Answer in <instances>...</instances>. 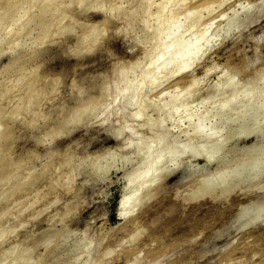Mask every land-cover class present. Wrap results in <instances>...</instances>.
Instances as JSON below:
<instances>
[{"label": "rangeland", "instance_id": "obj_1", "mask_svg": "<svg viewBox=\"0 0 264 264\" xmlns=\"http://www.w3.org/2000/svg\"><path fill=\"white\" fill-rule=\"evenodd\" d=\"M199 1L2 0L0 264H264V0Z\"/></svg>", "mask_w": 264, "mask_h": 264}, {"label": "bare ground", "instance_id": "obj_2", "mask_svg": "<svg viewBox=\"0 0 264 264\" xmlns=\"http://www.w3.org/2000/svg\"><path fill=\"white\" fill-rule=\"evenodd\" d=\"M3 1L6 2V0H3ZM9 1H14V2H16L17 4H18V2H19V0H7L6 5H7V4L9 5V10H8V8H6V7H8V5H7V6H2V7L4 8V10L7 9V12L13 10V8H15V6L17 5V4L15 5V3H13V2H12V3H8ZM17 1H18V2H17ZM80 1H81V0H80ZM82 1L85 2V0H82ZM96 1H97V0H96ZM177 1H179V3L177 2V3H178L177 5H179L180 7H181V5H182V7H183V5L185 4V2H186V1L188 2L189 0H177ZM201 1H203V0H200V1L198 2V4H203V2L205 3V0H204L203 2H201ZM206 1H207V0H206ZM1 2H2V0L0 1V3H1ZM171 2H172V1H171ZM187 2H186V3H187ZM82 3H83V2H82ZM0 5H3V3H1ZM185 5H186V4H185ZM177 7H178V6H177ZM184 7H185V6H184ZM169 8H170V7H169ZM169 8H168V9H169ZM1 10H2V9H1ZM148 10H150V7H149ZM162 11H163V10H162ZM165 12H166V10H164V13H165ZM1 13H2V12H1ZM164 13H163V14H164ZM6 14H8V13H6ZM6 14H5V11H4V14H2L1 17H3V18L7 17ZM10 14H11V13H10ZM125 14H126V13H125ZM166 15H167V12H166ZM168 15H169V12H168ZM221 15H223V13H222ZM159 16H160V15H159ZM218 16H219V15H218ZM224 16H225V15H224ZM1 17H0V18H1ZM163 17H166V16L164 15ZM6 19H7V18H6ZM1 20H2V18L0 19V21H1ZM162 20H164V19L161 18V19L159 20L160 22H159L158 25H160V23L162 22ZM2 21H3V20H2ZM4 21H6V20H4ZM103 32H104V31H103ZM92 33H93V32H92ZM92 33H90L89 36H91ZM92 35H93V34H92ZM85 38H86V36H85ZM157 38H158V37H157ZM83 41H84V40H83ZM159 46H160V45H159ZM159 46H158V47H159ZM145 49H146V48H145ZM156 50H157V49H156ZM151 51H152V50H151ZM169 59H172V58H169ZM168 62H171V61H170V60H166V62H164V63H165L164 65L166 66V64H167ZM169 64H170V63H169ZM122 70H123V69H122ZM173 76H174V75H173ZM173 76H172V77H173ZM143 78H144V77H143ZM186 78H187V77H186ZM188 78H189V77H188ZM182 80H183V79H182ZM191 80H192V79H191ZM53 81H54V80H53ZM74 81H75V80H74ZM141 81H143V80H142V79H140V80L136 79V81H131V83H132L134 86H136L138 89H141V87H140V86L142 85V84H141V83H142ZM183 81H184V80H183ZM183 81H181V82H183ZM188 81H189V80H188ZM143 82H144V81H143ZM178 82H180V80H179ZM181 82H180V83H181ZM186 83H187V82H186ZM191 83H192V82H191ZM140 84H141V85H140ZM42 87H43V86H42ZM152 89H154V88H152ZM139 91H141V90H139ZM139 91H138V93L136 94V95H138V97H137L136 99L139 98V95H140V92H139ZM33 100H34V99H33ZM39 100H40V99H39ZM30 102H31V100H30ZM228 102H229V101H228ZM235 102H236V101H235ZM37 103H38V102H37ZM145 104H146V105H143V106H142L143 108H144L145 106L148 105L147 103H145ZM227 104H228V103H227ZM241 106H243V105H241ZM142 107H141V108H142ZM237 107H238V106H237ZM169 112H171V111H168V112H167V110L165 111V109H162V108H161L160 110H158V112H157V113H158L157 117H156V118L154 117V121H153V122H154V125H159V124H161V123H164V122H165V121H164V116H165V118H166V116H170V113H169ZM118 113H119V112H118ZM224 114H225V113H224ZM226 114H227V113H226ZM226 114H225V115H226ZM237 115H238V114H237ZM232 116H233V115H232ZM146 117H147V116H146ZM148 118H149V116H148ZM148 118H147L145 121H143V125H145V126L148 125V121H149ZM151 118H152V117H151ZM151 121H152V119H151ZM149 123H150V122H149ZM141 124H142V123H141ZM143 125H142V126H143ZM145 126H143V127H145ZM201 126H203V125H201ZM201 126H196L195 129H196V130H199L200 128L202 129L203 127H201ZM49 129H50V128H49ZM49 129H48V130H49ZM53 129H54V128H53ZM118 131H120V128H116V130L113 131V134H116V132H118ZM7 132H8V131H7ZM10 134H12V132H11V133H10V132H9V133H6L5 136H3L4 134L1 135L2 138L0 137V158H2V157L6 154V151L8 150V147H6L4 144H2V141L4 140V142H5V139H4V138H8V137L10 136ZM13 135H14V134H13ZM8 139H10V138H8ZM190 141H191V140H190ZM190 141H189V142H190ZM189 142H186V143H185L186 147H187V144H188ZM176 145L179 146V147H182V146H183L182 143H180V144H177V143H176ZM183 148H184V147H183ZM181 150H182V149H181ZM253 151H254V150H253ZM253 151H250L251 154H252ZM250 152H248V153L250 154ZM246 154H247V153H246ZM249 154H248V156L251 155V154H250V155H249ZM9 155H10V154H9ZM7 156H8V153H7ZM7 156H6V157H7ZM12 156H13V155H12ZM10 157H11V156H10ZM250 157H252V158H251V159H248V161H249V160H250V161L252 160V161L254 162L253 157L255 158V156H250ZM250 157H249V158H250ZM260 157H261V156H259V158H260ZM4 159H5V156H4ZM256 160H257V158H256ZM2 161H5V160H3V159L1 160V159H0V175L3 174V173H5L4 169H6V166H3V165H2ZM18 161H20V160H18ZM248 161H247V165H248V163H249ZM10 162H11V161H10ZM13 163H14V162H13ZM147 163H148V162H147ZM255 163H256V162H255ZM15 164H16V162H15ZM255 165H256V164H255ZM255 165L253 164V166H255ZM11 166H12V165H11ZM13 166H14V165H13ZM148 166H149V164H148ZM7 167H8V166H7ZM248 168H251V167L248 166ZM9 169H10V167H9ZM9 169L7 168V170H9ZM210 170H211V169H210ZM248 170H249V169H248ZM252 170H253V169H252ZM254 170H255V169H254ZM254 170H253V171H254ZM3 171H4V172H3ZM142 171H143V170H142ZM140 172H141V171H140ZM143 172H144V171H143ZM143 172H142V174H143ZM208 172H209V169H208ZM212 172H213V171H212ZM212 172H211V173H212ZM254 172H255V171H254ZM7 173H9V172H7ZM7 173H6V175H7ZM251 173H252V172H251ZM206 174H207V172L204 173V176H206ZM213 174H215V172H213ZM253 174H256V172L253 173ZM9 175H10V173H9ZM7 176H8V175H7ZM7 176H2L1 178L4 179V178L7 177ZM204 176H202V177H203V179H202L203 181L206 179V178H204ZM214 176H216V174H215ZM246 176H247V175H246ZM135 177H136V176H135ZM137 177H139V176H137ZM140 177H141V176H140ZM199 178H200V177H199ZM3 179H2V180H3ZM5 179H6V178H5ZM195 179H196V178H195ZM200 179H201V178H200ZM207 179L209 180L208 177H207ZM0 180H1V179H0ZM131 180H133V179H131ZM205 181H206V180H205ZM209 181H210V180H209ZM209 181H208V182H209ZM200 182L203 183L202 181H200ZM204 183H205V182H204ZM204 183H203V184H204ZM209 183H210V182H209ZM198 185H201V184L198 182V183H197V186H198ZM205 185H206V184H205ZM210 185H211V183H210ZM206 186H207V185H206ZM201 188H203V187H201ZM210 188H211V187H210ZM254 188H255V187H254ZM198 189H200V188H198ZM206 189H207V188H206ZM208 189H209V188H208ZM196 190H197V189H196ZM193 191H194V190H193ZM205 191H206V190H205ZM122 212H123V211H122ZM122 212H121L120 214H122ZM121 216H122V215H121Z\"/></svg>", "mask_w": 264, "mask_h": 264}]
</instances>
